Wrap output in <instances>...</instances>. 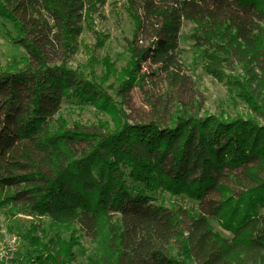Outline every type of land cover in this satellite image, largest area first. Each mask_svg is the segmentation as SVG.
Segmentation results:
<instances>
[{"label": "trees", "instance_id": "16d2710c", "mask_svg": "<svg viewBox=\"0 0 264 264\" xmlns=\"http://www.w3.org/2000/svg\"><path fill=\"white\" fill-rule=\"evenodd\" d=\"M106 2L0 0V18L26 50L0 63V205L49 216L53 232L47 241L46 227L25 232L29 264H75L82 220L97 240L88 264H264V0H125L134 27L128 63L119 70L106 56L99 75L86 45L89 73L74 69L85 29L105 46L94 23ZM183 20L195 25L206 72L230 85L251 117L179 110L167 125L129 122L124 97L150 75L146 66L184 80L173 56ZM238 64L242 74L231 72ZM64 100L109 121L93 132L70 129L59 115ZM234 171L245 180L238 192ZM166 194L197 207L159 203Z\"/></svg>", "mask_w": 264, "mask_h": 264}, {"label": "rangeland", "instance_id": "374dc122", "mask_svg": "<svg viewBox=\"0 0 264 264\" xmlns=\"http://www.w3.org/2000/svg\"><path fill=\"white\" fill-rule=\"evenodd\" d=\"M100 12L101 14L95 17L94 29L99 34L107 36L105 46L96 47L98 43L96 34L85 29L81 35L80 51L69 60L72 68L89 73L87 67L89 53L86 48L88 45L99 61L96 65L99 75L103 74L101 60L106 56L112 59L119 70L125 67L130 58L127 51L128 41L132 39L134 32L132 20L126 11L125 0H107ZM194 27L191 21L183 20L177 46L173 52L178 75L184 80H177L173 83L174 81L153 75L152 69L146 66L145 70L150 72V75L142 81L141 85L134 86L124 97L123 108L129 122L135 124L159 120L167 125L179 110H184L186 115L202 117L214 115L222 118H235L253 115L245 101L230 85L206 72L202 51L195 45L192 37ZM15 36L16 31L13 24L0 18L1 65L5 66L26 56L25 48L12 41L11 38ZM231 72L242 74V66L233 65ZM109 85L112 87H108L109 92L116 95L113 79L110 80ZM59 115L66 120L70 129L81 128L90 132L100 130L101 121H109V118L95 107L81 106L76 100H64ZM84 148L82 144L74 146L77 156L83 153ZM234 175L236 179H233L232 187L238 192L243 189L238 179L243 182L245 180L240 171H234ZM215 197H217L216 194ZM27 201L28 199H25L23 202ZM162 201L168 207L176 206L185 209L197 207L196 202L172 197L169 194L162 196L158 202ZM32 224H38L49 230L46 241L53 236V232L50 231L49 216L39 217L25 209H15L8 203L0 205V243L5 245L8 241L16 239L17 248L12 260L0 264H29L28 258L33 250L25 238V232ZM210 224L223 237L232 238V233L224 230L216 218H210ZM76 228L80 236V245L75 248V264H88L90 255L97 247V240L93 232L87 229L83 220L78 222ZM170 251L173 255L177 254L176 247Z\"/></svg>", "mask_w": 264, "mask_h": 264}, {"label": "built area", "instance_id": "2783aa9c", "mask_svg": "<svg viewBox=\"0 0 264 264\" xmlns=\"http://www.w3.org/2000/svg\"><path fill=\"white\" fill-rule=\"evenodd\" d=\"M16 239L8 241L5 245L0 243V263L12 260L16 254Z\"/></svg>", "mask_w": 264, "mask_h": 264}]
</instances>
